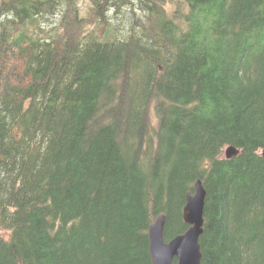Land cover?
Listing matches in <instances>:
<instances>
[{"label": "trees", "instance_id": "obj_1", "mask_svg": "<svg viewBox=\"0 0 264 264\" xmlns=\"http://www.w3.org/2000/svg\"><path fill=\"white\" fill-rule=\"evenodd\" d=\"M263 150L264 0H0V264H153L198 180L201 264H264Z\"/></svg>", "mask_w": 264, "mask_h": 264}, {"label": "water", "instance_id": "obj_2", "mask_svg": "<svg viewBox=\"0 0 264 264\" xmlns=\"http://www.w3.org/2000/svg\"><path fill=\"white\" fill-rule=\"evenodd\" d=\"M239 151L229 147L227 157ZM264 155V154H263ZM206 191L200 181L196 183L195 194L188 197L183 218L189 229L166 242L164 239L165 216H160L149 228V252L153 264H201L200 237L203 234Z\"/></svg>", "mask_w": 264, "mask_h": 264}, {"label": "rangeland", "instance_id": "obj_3", "mask_svg": "<svg viewBox=\"0 0 264 264\" xmlns=\"http://www.w3.org/2000/svg\"><path fill=\"white\" fill-rule=\"evenodd\" d=\"M83 1H85V0H83ZM82 5L84 6V9H86L87 2L82 3Z\"/></svg>", "mask_w": 264, "mask_h": 264}, {"label": "bare ground", "instance_id": "obj_4", "mask_svg": "<svg viewBox=\"0 0 264 264\" xmlns=\"http://www.w3.org/2000/svg\"><path fill=\"white\" fill-rule=\"evenodd\" d=\"M82 37V36H81ZM89 48V47H88ZM92 48V47H91ZM147 86V85H146ZM139 140V139H138ZM162 183V182H161ZM19 214V213H18ZM165 215V214H164ZM19 217V216H18ZM47 219V218H46ZM170 231V230H169ZM5 234V233H4ZM8 235V234H7ZM174 237V236H173Z\"/></svg>", "mask_w": 264, "mask_h": 264}]
</instances>
